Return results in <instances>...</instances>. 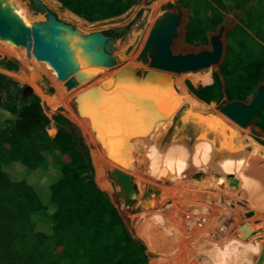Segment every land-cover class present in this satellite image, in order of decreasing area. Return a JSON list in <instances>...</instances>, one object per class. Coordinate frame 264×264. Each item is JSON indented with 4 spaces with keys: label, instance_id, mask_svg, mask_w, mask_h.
Wrapping results in <instances>:
<instances>
[{
    "label": "trees",
    "instance_id": "trees-1",
    "mask_svg": "<svg viewBox=\"0 0 264 264\" xmlns=\"http://www.w3.org/2000/svg\"><path fill=\"white\" fill-rule=\"evenodd\" d=\"M54 1L83 35L89 30L82 26H91L84 21L121 16L140 0ZM177 4L188 11L184 40L193 47L209 45V35L222 25L223 15L237 13V24L224 33L223 55L212 83L194 87L186 82L190 94L206 105L214 102L221 107L251 102L264 85V0H177ZM0 54L15 55L1 46ZM17 69L16 62L0 59V264H150L144 244L132 237L95 184L83 141L59 115L53 118L58 126L55 136H48L50 120L37 95L18 84ZM210 82L209 73L202 85ZM255 128L264 135V108ZM234 156L242 154L235 151ZM10 169L19 176L14 178ZM40 171L57 175L44 184V198L29 181Z\"/></svg>",
    "mask_w": 264,
    "mask_h": 264
},
{
    "label": "rangeland",
    "instance_id": "rangeland-1",
    "mask_svg": "<svg viewBox=\"0 0 264 264\" xmlns=\"http://www.w3.org/2000/svg\"><path fill=\"white\" fill-rule=\"evenodd\" d=\"M39 1L57 20L71 25L74 29L78 28L77 23L65 17L64 12L66 10L58 2L52 0L57 3L55 5L52 1ZM168 5L172 7L168 9ZM177 8H179L182 17L177 28V35L172 40L170 47L172 54H196L203 50H210V42L205 47H193L185 42L184 33L188 11L181 9L177 4V0H140L121 16L90 23L91 26L85 24L82 26L89 30V33L99 32L114 38L116 42L112 46L111 54L118 55L113 56L115 63L112 67L99 71L97 75L84 79L76 87L66 90L62 82L56 78L54 71L46 63L38 62L33 58L29 45L22 47L13 42L15 38H21L23 28H29L38 19L39 21L44 20L45 14L37 9L31 0H0V20L4 22L3 27L8 26L10 28L9 30L2 28L0 46L6 47L15 54L14 56L0 54V59L16 62L18 66L16 73L18 84L27 86L39 98L42 110L50 120L47 127L49 137L53 138L57 132L58 126L53 118L59 115L68 121L76 136L83 141L91 160L95 184L107 195L117 209L132 237L144 244L150 264H171L166 240H158V236H150L141 231L144 226L154 224L152 217L168 225L173 232L183 234L182 236L192 234L196 229L206 228L208 236L212 237L215 243L224 242V237L235 232L244 222L250 219L257 222V218H259L254 215L256 213L254 209L260 203L250 196V188L245 187L239 181H237L236 187L229 186V178H235L231 172L233 169H241L244 175L249 177L253 159H264V146L257 141L264 142V135L258 134L255 127L248 126L246 129L234 127L235 140L231 142L227 138V141H222L219 146L222 145L221 149L231 150L221 152L219 162L216 168H213L215 169L214 172L206 168H204V171H202L203 168L194 171L167 160L163 150L162 153L156 150V144L160 139V129L147 146L134 143L129 156L130 169L125 171L131 176L136 194L133 201L125 203L116 197L119 188L113 183L107 171L108 166L116 165L105 157L104 150L99 147L94 133L90 129L88 119L80 116L77 110L75 99L85 89L100 85L102 81L108 77H113L127 67L141 73L148 69L146 64L137 62L136 57L143 46L150 27L162 12L171 11L176 13ZM237 22L236 12L224 14L222 25L215 33L209 35L210 39L218 37L224 47L225 31ZM88 32L82 34L86 35ZM134 33H136V36L133 38ZM11 34L14 35L10 36ZM215 71H217V65L197 72L174 75L172 86L180 105L186 106L188 111L191 112L218 114L215 110L220 109L221 106L211 102L208 104H211L212 107H210L200 102L187 91L185 85L186 82L194 87L210 85L212 83V73ZM209 73L211 74V82L202 85L203 80ZM42 77L48 80V86L54 89L53 93H48L47 85L42 81ZM70 78L73 79V75ZM235 151L248 159L245 160L242 156L235 157ZM224 161L225 164L221 168ZM164 164L178 166L175 169H169L168 166V169L163 170L160 166ZM157 169H160V174L156 173ZM9 173L14 178L19 176L16 169H10ZM56 176L53 171L46 174L40 171L32 174L29 181L37 190L42 191L40 197L44 198V184L47 181L54 180ZM248 180L250 179L248 178ZM250 182L255 190L258 189L255 182ZM141 183H144V186L146 184L153 185L157 190L154 192L148 189L142 191V188H140ZM188 202L200 206V210L195 212L196 214L189 213ZM249 211H253V217H246ZM221 216L222 218H220ZM259 239H263L262 235L255 236L251 241L255 244ZM168 246H171L170 242Z\"/></svg>",
    "mask_w": 264,
    "mask_h": 264
},
{
    "label": "water",
    "instance_id": "water-1",
    "mask_svg": "<svg viewBox=\"0 0 264 264\" xmlns=\"http://www.w3.org/2000/svg\"><path fill=\"white\" fill-rule=\"evenodd\" d=\"M31 1L45 14V18L29 28H23L21 38H15L13 42L22 47L29 45L33 58L46 63L66 90L97 75L99 69L114 65L115 60L111 54L116 42L114 38L99 32L80 35L71 25L57 20L39 0ZM181 17L177 8L176 13L165 11L154 20L136 57L137 62L146 64L148 69L144 73L127 67L113 77H108L100 85L85 89L75 99L79 115L88 119L90 129L99 147L104 150L105 157L122 169L108 166L107 171L119 188L116 197L125 203L133 201L136 194L131 176L123 171L130 169L128 152L132 143L137 141L145 145L155 132V129L151 130L152 127L164 123L170 111L153 109L156 103H152V95L148 92L159 89L160 86L171 90L174 75L214 67L219 64L223 55L224 47L218 37L210 39V50L173 55L170 47L177 35ZM2 32L0 28V33ZM71 75L73 79L70 78ZM42 81L47 85L48 93H53L54 89L48 86V80L42 77ZM262 108L264 86L259 87L251 102L226 103L215 112L239 129H246L248 126L255 127L257 114ZM147 118L151 123L146 126L143 122ZM236 185L237 179L229 178V186ZM145 189L153 192L154 187L143 186L142 191ZM252 215L253 211H249L246 217ZM254 225L256 234H264V219ZM255 233L248 223H244L238 228L237 235L246 240ZM258 242L260 248L253 264H264V238Z\"/></svg>",
    "mask_w": 264,
    "mask_h": 264
},
{
    "label": "bare ground",
    "instance_id": "bare-ground-1",
    "mask_svg": "<svg viewBox=\"0 0 264 264\" xmlns=\"http://www.w3.org/2000/svg\"><path fill=\"white\" fill-rule=\"evenodd\" d=\"M3 25L4 22L0 20L1 29H10L8 26L3 27ZM103 70H105V68L99 69L98 72ZM148 93L152 95V103H156L153 105V109H158L162 112L170 110L168 112L169 115L164 123L158 126L155 124L152 127L151 130L155 129V132L145 145L137 141L134 143L147 146L155 134L160 131V139L156 144V150L159 153H162L163 150L167 160L172 163L181 164L185 168H190L194 171L199 168H203L202 171H204V168H206L214 172L215 169L213 168H216L221 152L227 150L226 148L221 149L222 145L221 147L219 146L222 144V141H225L227 138L231 142L235 140L234 127L236 126L228 122L225 118L219 117V114L210 112L202 114L188 111L186 106L180 105L177 94L174 93L173 89L170 90L164 86H160L159 89ZM143 123L147 126V123L149 124L151 121L147 118ZM134 143H132V147ZM132 147L128 152V157L130 156ZM176 166L164 164L160 167L166 170L167 167L169 169H175L177 168ZM114 167L121 169L118 165ZM251 167L249 177L244 175L241 169L238 168L233 169L231 172L237 181L241 182L245 187L250 188V196L260 203L254 209L256 212L254 215L259 217L257 218L258 221H262L264 219V159H253ZM123 171L127 173L125 170ZM156 173L160 174V169H157ZM247 177L250 180H248ZM250 181L255 182L258 189L255 190V187ZM143 184L144 183L140 184V188L144 186ZM145 186L154 187L153 192L157 190L153 185L146 184ZM188 205L187 206L190 207L188 211L191 214H196L195 212L200 210V206L198 205H192L189 202ZM251 217H253V215ZM152 218L154 224L151 223V225L149 224L146 227L142 226L143 230L141 231L150 236H158V240H166L165 243L168 247L169 256L171 257V264H253L260 248V243L258 241L255 242V244L251 241L252 238L258 235L255 233L256 226L254 224L256 221L253 219L244 222L248 223L250 229L255 233L248 239H240L237 235L238 229H236L235 232L231 231L232 233H230V235L227 234L224 237V242L215 243L212 237L208 236V232H206L208 230H206V228L196 229L194 233L182 236L183 234L181 235L179 232H173L165 223L154 217ZM220 218H222V216ZM162 231L164 232L162 233ZM262 238H264V234H262ZM167 240L168 244L170 242L171 246H168Z\"/></svg>",
    "mask_w": 264,
    "mask_h": 264
},
{
    "label": "flooded vegetation",
    "instance_id": "flooded-vegetation-1",
    "mask_svg": "<svg viewBox=\"0 0 264 264\" xmlns=\"http://www.w3.org/2000/svg\"><path fill=\"white\" fill-rule=\"evenodd\" d=\"M14 34H11L10 36H13Z\"/></svg>",
    "mask_w": 264,
    "mask_h": 264
},
{
    "label": "crops",
    "instance_id": "crops-1",
    "mask_svg": "<svg viewBox=\"0 0 264 264\" xmlns=\"http://www.w3.org/2000/svg\"><path fill=\"white\" fill-rule=\"evenodd\" d=\"M187 91H188V89H187ZM189 92V91H188ZM190 93V92H189ZM194 97V96H193Z\"/></svg>",
    "mask_w": 264,
    "mask_h": 264
}]
</instances>
